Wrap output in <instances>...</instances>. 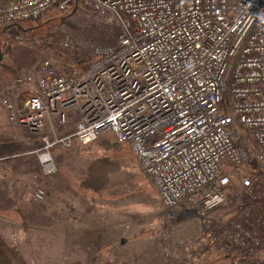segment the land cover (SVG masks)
<instances>
[{"label":"built area","instance_id":"built-area-1","mask_svg":"<svg viewBox=\"0 0 264 264\" xmlns=\"http://www.w3.org/2000/svg\"><path fill=\"white\" fill-rule=\"evenodd\" d=\"M73 7L116 30V44L80 43L67 33L63 48H80L92 59L88 69L68 74L45 59L0 93L9 121L42 140L34 153L45 173L57 171L56 144L87 145L112 132L132 146L158 204L198 216L207 243L221 251L256 255L264 191L249 174L239 127L264 162V0H13L0 4V25ZM232 174L240 206L214 219ZM35 197L44 200L46 191Z\"/></svg>","mask_w":264,"mask_h":264},{"label":"rangeland","instance_id":"rangeland-1","mask_svg":"<svg viewBox=\"0 0 264 264\" xmlns=\"http://www.w3.org/2000/svg\"><path fill=\"white\" fill-rule=\"evenodd\" d=\"M63 14L67 15V20L62 22L60 16ZM92 16L87 10L72 9L67 13L51 10L39 19L27 22L29 26H38V29H30L33 39L27 43L42 53L41 59L28 68L34 70L48 59L64 71L62 66L70 64V51L63 48L67 33L73 34L80 43L86 42L85 32L96 22ZM3 27L0 25V44L4 37ZM1 110L4 118L16 126L12 132L16 129L19 139L25 142L39 139L25 127L10 122L3 107ZM64 130L61 126L57 128L59 133ZM239 130L251 151L248 170L254 171L255 179L264 186V162L257 159L258 147L249 142L248 130L241 127ZM50 153L57 166L54 174H48L51 176L44 174L37 153L27 157L30 193L23 196L24 199L19 196V199L30 209L28 221L37 224L32 229L46 226L44 216L52 217L53 214H56L53 222L58 225L62 222L66 228L68 240L71 225L78 226L72 229L77 243L67 244L64 264H242L249 260L264 264V245L252 258H226L225 252L206 244L203 223L198 216L184 207L164 208L158 204L157 189L140 165L132 146L129 142H119L112 132L100 135L87 145L76 140L71 148L56 144ZM239 184V178L232 174V183L226 190L228 201L211 213L214 219L226 220L240 206L236 198L237 191L242 189ZM38 188L46 191L44 200L35 197ZM84 193L85 198L80 201L77 196ZM81 207L85 215L95 210L104 212L103 227L91 235L90 230L81 229ZM86 237H91V244L85 243H90Z\"/></svg>","mask_w":264,"mask_h":264},{"label":"crops","instance_id":"crops-1","mask_svg":"<svg viewBox=\"0 0 264 264\" xmlns=\"http://www.w3.org/2000/svg\"><path fill=\"white\" fill-rule=\"evenodd\" d=\"M11 1L13 0H0V4ZM4 119L6 125L13 131L16 126H12L6 118ZM76 120L77 117L71 114L66 127L67 131L74 130ZM15 131V136L19 138ZM36 150L25 154L21 153L11 159H5L0 162L2 163V171L0 172V215L3 214V216H0V233L15 247L17 253L26 264H64L67 244L77 243L75 239L77 236L72 229L78 226L71 225L72 229L69 232L68 240L66 228H63L62 222L59 225L53 222L52 219L56 216V214H53L54 217L44 216L43 219L46 222V226L39 227L40 229H32V227L36 228L37 224L28 221L30 209L20 202L23 201V196L30 193L29 182L27 183L28 179H30V170L26 159ZM34 154L36 155V153ZM44 174L47 176L52 175ZM84 195L85 193L78 195L77 198L83 201ZM19 196L22 199H19ZM20 204L22 205L19 206ZM82 210L81 207L79 213L81 229L90 230L91 235L96 229L103 227L104 212L95 210L91 214L85 215ZM31 214H34V212ZM39 218L42 219V216H39ZM71 220L74 221L73 219ZM105 227L108 226L105 225ZM86 239L90 243H85L91 244V237H86ZM81 257H78V259Z\"/></svg>","mask_w":264,"mask_h":264},{"label":"trees","instance_id":"trees-1","mask_svg":"<svg viewBox=\"0 0 264 264\" xmlns=\"http://www.w3.org/2000/svg\"><path fill=\"white\" fill-rule=\"evenodd\" d=\"M72 9H75L74 7ZM71 9V10H72ZM55 10V9H52ZM57 11V10H55ZM70 11V10H69ZM68 11V12H69ZM59 12V11H58ZM67 13V12H65ZM41 17V16H40ZM34 18V19H39ZM62 22L67 20V15L63 14ZM34 19H29L27 21L14 23L10 25H5L2 29V34L4 35L3 40L0 44L1 51L3 53V59L0 63V93L2 90L10 84V82L21 72L29 69L32 64L36 63L41 59V51L28 44V40L33 39L30 29L36 28L38 26H29L26 24ZM66 24V22H64ZM71 24L70 21H67ZM85 38L87 41H95L102 45H114L118 39V32L115 30L111 32L110 28L102 23L96 22L92 23L90 29L86 30ZM49 45H53L49 42ZM70 64L63 65L62 69L68 73L72 74L75 70L81 69L86 70L90 66L92 59L86 54L82 53L80 48L75 47L69 52ZM43 147V142L41 139H36L34 142H25L15 136L11 128L6 125L4 120V114L0 106V162L5 159H11L14 156H18L21 153H28L36 149H41ZM248 153L251 151L249 147L245 145ZM249 174L253 175L255 183L260 184V180L255 179L254 171H250ZM241 186V184H239ZM261 188V189H262ZM207 244V241H205ZM205 244V245H206ZM209 248L214 247L211 244H207ZM206 247V246H205ZM262 250V248H261ZM259 253V252H258ZM226 258L240 257L242 259L252 258L254 255H244L239 251L235 252H225ZM220 259V258H219ZM218 259V260H219ZM217 260V261H218ZM0 264H26L25 261L20 257L12 244H10L5 237L0 233ZM242 264H263L262 262H257L254 260H249Z\"/></svg>","mask_w":264,"mask_h":264},{"label":"water","instance_id":"water-1","mask_svg":"<svg viewBox=\"0 0 264 264\" xmlns=\"http://www.w3.org/2000/svg\"><path fill=\"white\" fill-rule=\"evenodd\" d=\"M2 59H3V53H2L1 48H0V63H1Z\"/></svg>","mask_w":264,"mask_h":264}]
</instances>
